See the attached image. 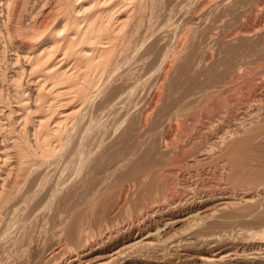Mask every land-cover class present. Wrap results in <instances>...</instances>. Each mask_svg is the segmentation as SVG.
I'll use <instances>...</instances> for the list:
<instances>
[{"label": "rangeland", "instance_id": "374dc122", "mask_svg": "<svg viewBox=\"0 0 264 264\" xmlns=\"http://www.w3.org/2000/svg\"><path fill=\"white\" fill-rule=\"evenodd\" d=\"M145 2L126 64L79 114L92 129L72 132L68 148L97 145L90 166L5 215L2 264H264V0Z\"/></svg>", "mask_w": 264, "mask_h": 264}, {"label": "bare ground", "instance_id": "6f19581e", "mask_svg": "<svg viewBox=\"0 0 264 264\" xmlns=\"http://www.w3.org/2000/svg\"><path fill=\"white\" fill-rule=\"evenodd\" d=\"M40 2L0 0V227L4 223L3 220L5 221L4 217H7L5 215L9 214L11 219L23 210L21 205H30L33 198L39 194L36 191L41 184L47 187L45 192L41 187L40 190L44 193L40 200L47 202L58 189L61 191L71 180L76 181L72 177L83 174L82 170L98 147L96 145L91 148L94 142L87 147L88 144L83 143L84 141L77 142L73 139L75 143L68 148L72 143H69L72 140V132L74 129L76 132L81 131V137L78 136L81 140L92 129V115V120L83 123L84 117L79 114L87 104H92L91 101L103 93L101 90L104 82L109 83L107 79H113L112 75L123 69L119 68L123 62L120 57L126 54L122 58L127 59L126 50L131 49V39L140 25L137 24L138 19L146 9L144 4L147 5L145 0ZM36 3L37 6L41 5L39 9H36ZM47 4V8L44 7ZM9 52L15 55L13 59L9 57ZM111 95L113 96V92ZM85 117L89 118L88 115ZM70 166L71 173L64 175ZM55 170L58 175H54ZM42 204L41 202L39 207L35 204V207L39 210ZM21 213H25V209ZM17 217L15 219L18 223ZM9 227L11 229L14 226ZM3 233L4 230L0 231V237L5 236ZM8 233L11 234V231ZM10 237L8 241L12 239ZM17 248L19 251V247ZM115 253L119 254L118 251ZM75 254L77 256L80 253ZM17 255L18 253L15 257ZM7 260L11 261V258ZM67 261L69 258H61L55 264Z\"/></svg>", "mask_w": 264, "mask_h": 264}]
</instances>
